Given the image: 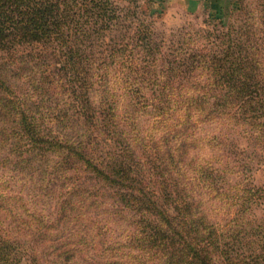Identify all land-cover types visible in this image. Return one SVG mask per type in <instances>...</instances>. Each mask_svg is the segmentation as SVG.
Segmentation results:
<instances>
[{"label":"trees","instance_id":"obj_1","mask_svg":"<svg viewBox=\"0 0 264 264\" xmlns=\"http://www.w3.org/2000/svg\"><path fill=\"white\" fill-rule=\"evenodd\" d=\"M1 51L0 164L59 209L1 194L26 239L0 234V264H264L231 135L264 143V0L168 40L137 0H0ZM105 200L115 227L86 222Z\"/></svg>","mask_w":264,"mask_h":264},{"label":"rangeland","instance_id":"obj_2","mask_svg":"<svg viewBox=\"0 0 264 264\" xmlns=\"http://www.w3.org/2000/svg\"><path fill=\"white\" fill-rule=\"evenodd\" d=\"M142 10L150 13L152 19L155 21V26L158 31L167 34V40L170 39V34L178 29L184 28L189 32H194L200 29H214V27L222 20L224 24H228L231 14L241 3L246 10L260 11L263 13V0H137ZM169 42V41H168ZM35 50L38 53H43L42 47H29L19 49L20 54L31 52L35 54ZM40 51V52H39ZM8 53L5 51L0 52V62L8 61ZM49 58H53V53L50 52ZM264 122V119H263ZM216 125L204 126L201 136L206 137V132L213 130ZM232 139L239 145L240 148L246 150L241 157L246 158L248 168L240 174L241 180H243L247 187H254L260 189L258 195H262L260 200L262 206L259 209L254 210V213L258 218L264 220V143L256 141L254 138H244L238 133L232 132ZM236 153L238 151L233 149ZM238 176L233 175L232 179L235 183L240 181ZM35 179V178H34ZM29 178L21 173H14L11 166H5L0 164V195H8L13 199L22 198V204L32 213H37L41 217H47L49 219H56L58 217L59 206L57 204L58 199L49 196H43L37 186V179ZM16 202V201H14ZM21 202V201H20ZM99 213L101 216L95 217L92 211L89 210L90 215L85 219L86 222H90L89 219H95L101 227H115L113 225V219L109 213L105 214L106 207L111 209V202L104 201ZM4 205V204H3ZM4 207V206H3ZM85 209V208H84ZM22 211V209H21ZM21 213V212H20ZM224 210H219L221 218H224L222 214ZM85 218V217H84ZM83 218V220H84ZM84 222V221H83ZM264 224V222H262ZM71 224L69 223V226ZM73 225V223H72ZM111 226V227H110ZM12 233L15 239L24 241L26 235L23 230H19L18 227L12 223L8 212L4 208H0V234L6 235ZM40 251V248H39Z\"/></svg>","mask_w":264,"mask_h":264},{"label":"crops","instance_id":"obj_3","mask_svg":"<svg viewBox=\"0 0 264 264\" xmlns=\"http://www.w3.org/2000/svg\"><path fill=\"white\" fill-rule=\"evenodd\" d=\"M203 1V0H202Z\"/></svg>","mask_w":264,"mask_h":264}]
</instances>
